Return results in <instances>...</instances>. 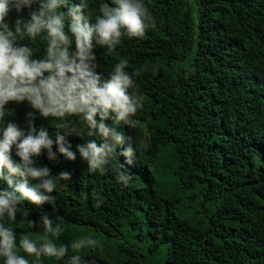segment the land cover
<instances>
[{
	"label": "trees",
	"instance_id": "trees-1",
	"mask_svg": "<svg viewBox=\"0 0 264 264\" xmlns=\"http://www.w3.org/2000/svg\"><path fill=\"white\" fill-rule=\"evenodd\" d=\"M101 2L110 0H89L93 20ZM143 2L154 29L143 39H122L111 53L94 49L105 78L121 59L129 72L162 65L156 76L136 78L145 97L136 128H118L132 137L133 164L122 166L117 155L103 174H92L78 152L75 161L51 162L45 150L37 164L53 176L68 171L71 180L67 187L58 182L55 201L26 204L30 216L18 214L12 227L39 242L42 230L29 219L47 213L62 226L59 238L51 236L58 245L99 241L80 253L87 264H264V0ZM16 17L10 12L9 22ZM32 46L42 57L44 42ZM9 108L6 121L26 131L28 106ZM35 123L55 135L50 121ZM88 139L100 140L70 137L72 150ZM118 172L129 173L127 187ZM37 264H67V257Z\"/></svg>",
	"mask_w": 264,
	"mask_h": 264
},
{
	"label": "clouds",
	"instance_id": "clouds-1",
	"mask_svg": "<svg viewBox=\"0 0 264 264\" xmlns=\"http://www.w3.org/2000/svg\"><path fill=\"white\" fill-rule=\"evenodd\" d=\"M89 7V0H80L79 4L70 0H0L2 264H37L41 257H67V264H87L80 253L99 246V241L91 237L58 245L51 236L59 238L62 226L54 224L47 213L40 215L39 221L29 219L32 226L42 230L39 242L30 238V233H18L12 227L18 214L30 216L26 204L39 208L55 201L52 193L58 182L60 187H67L66 182L71 180L68 171L53 176L47 166L37 164L36 158L45 150L51 162H58L60 156L75 161L78 152L92 174H103L114 156L124 158L122 166L133 164L136 158L132 137L126 139L118 128H136L134 117L145 101L136 78L147 71L156 76L162 65L157 62L129 72L128 61L121 59L105 78L97 71L94 49L99 46L111 53L124 38L143 39L149 29L156 27L155 20L143 0L101 2L94 20ZM12 11L17 13L14 23L9 22ZM38 38L44 42V54L35 58L32 42ZM24 104L29 108L25 113L26 131L6 121L13 114L9 105ZM37 119L50 121V127L54 124L55 135H50L47 127L37 128ZM85 135L99 137V143L96 139L84 140L73 151L69 138ZM116 179L127 187L131 177L127 172H118ZM28 257L35 259L30 261Z\"/></svg>",
	"mask_w": 264,
	"mask_h": 264
}]
</instances>
